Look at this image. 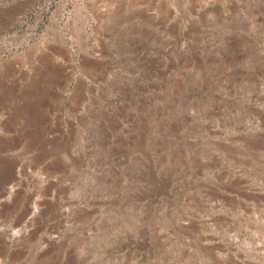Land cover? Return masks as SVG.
<instances>
[{
    "label": "rangeland",
    "instance_id": "rangeland-1",
    "mask_svg": "<svg viewBox=\"0 0 264 264\" xmlns=\"http://www.w3.org/2000/svg\"><path fill=\"white\" fill-rule=\"evenodd\" d=\"M0 264H264V0H0Z\"/></svg>",
    "mask_w": 264,
    "mask_h": 264
},
{
    "label": "bare ground",
    "instance_id": "bare-ground-1",
    "mask_svg": "<svg viewBox=\"0 0 264 264\" xmlns=\"http://www.w3.org/2000/svg\"><path fill=\"white\" fill-rule=\"evenodd\" d=\"M68 12H69V11H68ZM70 12H71V11H70ZM65 15H66V13H62V12H61L60 15H59L58 17H54V18H53V21L56 23V27L58 28V31H59V27H60V26H59V24H60V20H62L63 17H64ZM85 17H86V16H85ZM85 17L81 19L83 25H84V24L86 23V21L88 20V19L86 20ZM86 18H87V17H86ZM81 21H80V22H81ZM68 23H69V21H68ZM66 27H67V28H70V27L68 26V24H67ZM68 30H69V29H68ZM15 38H16V37H15ZM17 68H18V67H17ZM154 170H155V169H154ZM151 172H152V171H151ZM152 174H153V173H152ZM152 174H151V175H152ZM155 174H156V173H155ZM155 174H154V178L156 177ZM151 175H150V176H151ZM150 176H149V177H150ZM151 180H152V179H151ZM156 180H157V179H156ZM149 181H150V179H149ZM164 188H165V187H164ZM165 190H166V189H165Z\"/></svg>",
    "mask_w": 264,
    "mask_h": 264
}]
</instances>
